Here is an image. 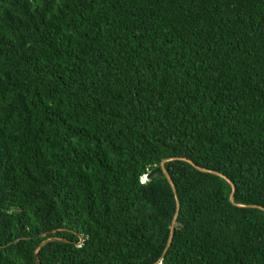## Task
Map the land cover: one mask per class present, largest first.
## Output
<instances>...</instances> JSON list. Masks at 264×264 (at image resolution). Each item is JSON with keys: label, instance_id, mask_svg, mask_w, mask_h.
Returning <instances> with one entry per match:
<instances>
[{"label": "trees", "instance_id": "obj_1", "mask_svg": "<svg viewBox=\"0 0 264 264\" xmlns=\"http://www.w3.org/2000/svg\"><path fill=\"white\" fill-rule=\"evenodd\" d=\"M37 257L264 264V0H0V264Z\"/></svg>", "mask_w": 264, "mask_h": 264}, {"label": "water", "instance_id": "obj_2", "mask_svg": "<svg viewBox=\"0 0 264 264\" xmlns=\"http://www.w3.org/2000/svg\"><path fill=\"white\" fill-rule=\"evenodd\" d=\"M167 175H168V177L170 178V176H169L168 173H167ZM170 181H171V183H172V185H173V187H174L175 193L177 194L178 192H177L176 187L174 186V184H173L171 178H170ZM232 197H233V195H232ZM50 240H53V239L51 238V239L47 240L46 242H48V241H50ZM46 242H44V243H46ZM44 243H43V244H44ZM37 262H38V264H42V263H41V260L39 259V257H37ZM159 264H162V260L159 262Z\"/></svg>", "mask_w": 264, "mask_h": 264}, {"label": "rangeland", "instance_id": "obj_3", "mask_svg": "<svg viewBox=\"0 0 264 264\" xmlns=\"http://www.w3.org/2000/svg\"><path fill=\"white\" fill-rule=\"evenodd\" d=\"M144 179H146V178L144 177Z\"/></svg>", "mask_w": 264, "mask_h": 264}, {"label": "built area", "instance_id": "obj_4", "mask_svg": "<svg viewBox=\"0 0 264 264\" xmlns=\"http://www.w3.org/2000/svg\"><path fill=\"white\" fill-rule=\"evenodd\" d=\"M145 180V179H144Z\"/></svg>", "mask_w": 264, "mask_h": 264}]
</instances>
